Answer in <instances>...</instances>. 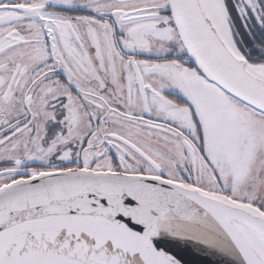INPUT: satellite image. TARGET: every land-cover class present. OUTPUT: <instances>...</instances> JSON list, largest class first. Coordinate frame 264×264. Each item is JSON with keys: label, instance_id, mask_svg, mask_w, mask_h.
<instances>
[{"label": "snow or ice", "instance_id": "6c2138e0", "mask_svg": "<svg viewBox=\"0 0 264 264\" xmlns=\"http://www.w3.org/2000/svg\"><path fill=\"white\" fill-rule=\"evenodd\" d=\"M0 264H264V0H0Z\"/></svg>", "mask_w": 264, "mask_h": 264}]
</instances>
